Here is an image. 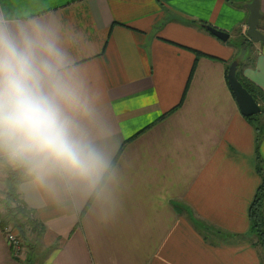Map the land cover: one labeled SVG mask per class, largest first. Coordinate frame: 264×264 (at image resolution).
I'll use <instances>...</instances> for the list:
<instances>
[{
    "label": "crops",
    "instance_id": "crops-1",
    "mask_svg": "<svg viewBox=\"0 0 264 264\" xmlns=\"http://www.w3.org/2000/svg\"><path fill=\"white\" fill-rule=\"evenodd\" d=\"M249 1L0 0L6 18L56 27L94 98L85 123L107 161L92 182L22 181L18 198L44 230L17 259L0 229V264H264L248 217L264 147L226 80L241 58L264 91V41L230 45L245 35ZM259 11L264 34V0ZM0 157L3 218L12 163Z\"/></svg>",
    "mask_w": 264,
    "mask_h": 264
},
{
    "label": "clouds",
    "instance_id": "clouds-1",
    "mask_svg": "<svg viewBox=\"0 0 264 264\" xmlns=\"http://www.w3.org/2000/svg\"><path fill=\"white\" fill-rule=\"evenodd\" d=\"M94 103L56 27L0 13V156L42 186L92 182L107 164L85 123Z\"/></svg>",
    "mask_w": 264,
    "mask_h": 264
},
{
    "label": "trees",
    "instance_id": "trees-1",
    "mask_svg": "<svg viewBox=\"0 0 264 264\" xmlns=\"http://www.w3.org/2000/svg\"><path fill=\"white\" fill-rule=\"evenodd\" d=\"M193 23V22H190ZM201 28H204L207 32L206 25L204 23H199ZM211 34L210 32H208ZM212 35V34H211ZM213 36V35H212ZM249 42V39L245 37L243 34L242 37L235 39L234 41H230V45L235 47L239 52H243L245 48L244 46ZM193 51L196 57L199 56H208L210 58H215L210 55L204 54L200 51L189 49ZM236 58H239L238 56ZM217 59V58H216ZM238 61L237 69H236V77L241 82L242 86L252 95L253 99L260 105L261 110L258 114L264 111V91L261 87H259L257 84L253 83L251 80L246 78L242 74V67L245 66V63L243 60L236 59ZM230 64V63H229ZM228 67V66H227ZM186 92V88L184 89L183 95L179 103L170 109V111L176 109L178 106H180L184 94ZM232 93V92H231ZM233 95V94H232ZM166 114V113H165ZM163 114L162 118L165 116ZM257 115V114H256ZM256 115L252 116H243L245 119L249 120V122L254 126L256 135H257V141L258 136L260 133L261 127H258L256 124L252 123L254 120H256ZM258 121V120H256ZM1 158V157H0ZM116 157L114 158V160ZM114 160L110 167L113 165ZM257 171L261 173L262 167L260 166V161H257ZM108 172V171H107ZM106 175V173H105ZM104 175V176H105ZM31 176L28 175L24 169L12 164L6 165V190H5V198L6 199V219L7 221L11 222L15 228V230L20 234V236L26 240L28 233L32 234L34 237H38L41 235V233L44 230V227L34 218L33 212L28 209L18 198V192H17V186L24 181L27 178H30ZM103 177L100 179L99 183L97 184L94 192L99 188ZM94 194V193H93ZM263 200H264V175L261 176V182L259 186L257 187V190L255 192L254 198L249 206V212L248 217L250 221V229L253 232V234L256 236L257 244L260 245L264 249V215H263ZM9 201V202H8ZM1 227V225H0ZM29 247V244H27Z\"/></svg>",
    "mask_w": 264,
    "mask_h": 264
},
{
    "label": "water",
    "instance_id": "water-1",
    "mask_svg": "<svg viewBox=\"0 0 264 264\" xmlns=\"http://www.w3.org/2000/svg\"><path fill=\"white\" fill-rule=\"evenodd\" d=\"M248 10L246 19L245 35L252 42L264 41V34L259 30V20L262 15L259 11V0H250L244 5ZM206 29L217 39L225 42L228 40L229 34L221 29H217L210 25H206ZM238 61L232 60L226 70L227 84L233 94L239 112L242 116H252L260 112V105L253 99L252 95L242 86L236 77Z\"/></svg>",
    "mask_w": 264,
    "mask_h": 264
},
{
    "label": "built area",
    "instance_id": "built-area-1",
    "mask_svg": "<svg viewBox=\"0 0 264 264\" xmlns=\"http://www.w3.org/2000/svg\"><path fill=\"white\" fill-rule=\"evenodd\" d=\"M0 217L1 231L5 235L6 241L11 249L12 255L20 257V253L25 249V241L15 230L13 224L9 221L3 222Z\"/></svg>",
    "mask_w": 264,
    "mask_h": 264
},
{
    "label": "rangeland",
    "instance_id": "rangeland-1",
    "mask_svg": "<svg viewBox=\"0 0 264 264\" xmlns=\"http://www.w3.org/2000/svg\"><path fill=\"white\" fill-rule=\"evenodd\" d=\"M243 49L245 51L246 48H243ZM255 117H256V120H258V121L254 120L252 123L256 124L258 127H261V129L259 130L260 133H259V136H258L259 147H260V145L264 147V111L261 112L260 114H257ZM261 152L264 155V151H261ZM263 215H264V200H263ZM1 220L3 222L7 221L6 217H3ZM0 229H1V227H0ZM29 238H30V233H28L27 240H29ZM255 238H256V236H255ZM24 241H25V249L23 250L22 253H20V256L25 257V255H26V257H27L29 255V251H28L29 248H28L26 240H24ZM255 242H257V240H255ZM258 246H259L258 248L261 250L262 257H263V260H264V249L263 248L261 249L260 245H258ZM14 257L18 259L17 256L14 255Z\"/></svg>",
    "mask_w": 264,
    "mask_h": 264
}]
</instances>
